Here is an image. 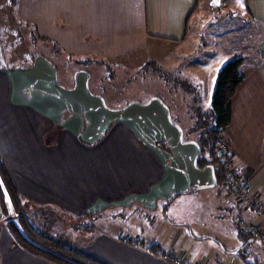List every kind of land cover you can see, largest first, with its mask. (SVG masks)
Segmentation results:
<instances>
[{"label": "crops", "instance_id": "0c3cea01", "mask_svg": "<svg viewBox=\"0 0 264 264\" xmlns=\"http://www.w3.org/2000/svg\"><path fill=\"white\" fill-rule=\"evenodd\" d=\"M202 2L208 9V0H0V23L8 18L2 7L12 3L19 11L13 22L26 23L52 47L23 69L31 64L27 56L17 48L5 52L0 39V153L22 199L37 208L40 225L56 235L53 224L63 219L50 218L59 211L64 226H77L84 214L111 215L135 205L161 215L155 235L141 229L143 220L135 228L114 226L109 218L87 230L77 226L75 247L105 264H175L181 258L190 264H246L239 222L264 228V216L240 204L223 185L218 190L212 168L197 166L202 129L185 110L201 90L181 93L175 103L183 108L176 105L175 118L159 95L131 102L107 97L98 89L100 76L85 67L119 62L153 38L183 42ZM224 7L226 0L212 9ZM246 7L247 25L258 28L257 54L250 61L251 53L242 55L244 80L225 133L239 175L264 200V0H246ZM203 18L201 26L209 24ZM218 33L227 36L225 51L233 47L227 53L239 57L234 39L241 27ZM205 98L197 102L206 105ZM190 205L200 214L197 230L208 232L202 224L207 217L219 222L228 216L225 242L180 219ZM0 264H52L17 244L1 202Z\"/></svg>", "mask_w": 264, "mask_h": 264}, {"label": "rangeland", "instance_id": "374dc122", "mask_svg": "<svg viewBox=\"0 0 264 264\" xmlns=\"http://www.w3.org/2000/svg\"><path fill=\"white\" fill-rule=\"evenodd\" d=\"M208 1L210 2V0ZM226 1L229 3V7L219 8L216 9V11L212 9L211 4L208 9H205L202 2L189 24L188 34L183 42H172L153 38L138 51L122 58L119 62L105 60L97 65L86 64L85 67H88V69L94 73L95 77L100 76L102 86L101 88L98 87V89L107 97L119 96L131 102L133 100H151L153 96L159 95L168 102L175 118H179L180 113L176 108V105L179 104L175 103V100L181 97V93L193 92V94H197L198 90H201L197 95L198 97L194 98V104H190V110H185V112L186 117L192 120V123L198 122L202 131H205L207 130V125H209L214 117L212 110L214 88L212 85L216 84L217 74L222 66L235 57L227 53V51L232 50L233 47H229V49L225 51V49L228 48L227 36L225 35L224 38L218 32L240 26L242 35H239V38L235 37L234 41L236 42L234 43L236 45L239 44L241 47L239 52L236 50L237 52L235 55H245L247 57L251 53V57H247V61H250L252 57L257 54L255 50L258 42V28H255L253 25L249 26V24L247 25L246 23L245 19H247L248 14L246 0ZM2 10L8 13L6 21L4 19L5 22L0 23V39L2 49L5 52L17 48L19 50L16 52L24 58L28 55L30 56L41 53L42 51L51 50L50 48L52 47L46 44V40H43L37 32L34 33L26 23L20 22L19 24H15L13 22L18 20L19 11L16 12L17 8L14 5L12 6V3L3 6ZM203 11L208 14L204 15L205 13H202ZM231 12L233 14H231ZM201 15L204 17L202 23H207V20L209 23L207 25H202L203 28L200 24ZM231 42H233V40ZM243 45H245V47H242ZM22 48L24 50H21ZM54 58L56 59V56ZM96 58L98 60L102 59L97 55ZM142 59L144 60L143 63L140 62ZM244 65L245 64L242 65V68L245 71ZM210 83L211 85H209ZM202 96L203 99L206 96V105L197 102ZM179 107L183 108L182 104L179 105ZM184 108H186L185 105ZM202 110L205 111V113L201 115L202 118H199L198 116H200L199 114L202 113ZM22 160L28 161L25 156L22 157ZM217 188L220 190V185ZM210 194L211 193H208V195ZM189 208L182 212L179 216L180 219H185L184 221L186 223L193 221L190 224H192L194 231L209 234L211 237L222 239L225 242V235L228 230H225V220L227 218L224 217L228 216H223V219H220L219 222L215 221L213 217H207V219L202 222V224L205 222L208 226L207 228H209L208 232H205L201 230L199 226L198 230L196 228L197 220L200 219L199 212L195 211V209L194 211L192 210V208H194L193 205H190ZM199 208L203 210L204 206L200 205ZM112 213L111 215L105 213L99 215L84 214L77 226L83 230H87V227L92 223H99L101 222L100 219L109 218V221L114 226L127 223L126 228L127 226L129 228H135L138 224L137 220H143V224H140L142 225L141 229L143 231L153 235L159 233L160 219L158 218H161V215H158L156 212L144 211L135 205L131 210L119 211L118 208V210ZM25 214L29 216L31 214L30 210H25ZM78 215L79 214H77V216ZM64 216L62 211H59L57 216L55 215L53 218H50V222L53 223L56 217L57 219H63L61 224L57 222L58 220L53 224V227L58 229L56 235L65 243L76 246L75 243L80 238L75 231L78 227L73 223L64 226ZM8 218L17 220L18 215L11 212ZM39 224L41 223L39 222ZM186 229L190 236L189 227L185 228V230ZM145 236L147 237V235ZM242 240L244 239L242 238ZM217 248L221 249V246ZM249 251H252V255L256 252V256L260 259L261 264H264V243L256 244V247L249 248ZM178 260L184 261V264H190L185 259L181 258ZM175 264H178L176 260Z\"/></svg>", "mask_w": 264, "mask_h": 264}, {"label": "trees", "instance_id": "16d2710c", "mask_svg": "<svg viewBox=\"0 0 264 264\" xmlns=\"http://www.w3.org/2000/svg\"><path fill=\"white\" fill-rule=\"evenodd\" d=\"M42 55V53L28 55L26 64H28V62H31V64L27 67H23V69L30 68L34 65L36 57ZM45 57L52 64H55L53 59L48 56ZM87 61V59L82 60V62ZM243 62L244 57H234L227 61L219 70L212 96L214 117L209 125H207V130L202 131L197 140V145L200 149L197 158V166L199 169L212 168L214 170L217 186L224 185L226 175L217 159L215 141L219 134L225 131L231 123L232 99L238 86L244 80V72L242 70ZM0 202L4 213H6L7 224L10 227L12 236L17 244L29 253L52 264H105L77 247L65 243L53 232L48 230L47 227H42L39 224L40 216H36L38 211L37 208L30 204L31 202H25L22 199L20 192L14 186L11 175L2 160L1 153ZM25 210H30L31 214L29 216L26 215ZM11 212L18 215L17 220L8 218ZM41 212H44V208H42ZM240 236L244 239V244H246L242 246L244 248H241L240 251L245 263L261 264L260 259L256 256L257 253L255 252L252 255V251H249V248L256 247L258 243L263 244L264 240L261 239L258 234L245 233L241 228ZM140 243L144 244L143 242ZM152 248L157 250L156 246Z\"/></svg>", "mask_w": 264, "mask_h": 264}, {"label": "built area", "instance_id": "2783aa9c", "mask_svg": "<svg viewBox=\"0 0 264 264\" xmlns=\"http://www.w3.org/2000/svg\"><path fill=\"white\" fill-rule=\"evenodd\" d=\"M217 159L223 167L226 180L223 187L229 194L236 197L237 201L246 208H252L260 216H264V200L260 194L248 187L242 176L239 175L238 168L234 165L230 151L229 138L225 131L221 132L215 141ZM240 228L249 234H258L264 240V228H260L254 223L239 222ZM178 264H184L182 260H176Z\"/></svg>", "mask_w": 264, "mask_h": 264}, {"label": "water", "instance_id": "95a60500", "mask_svg": "<svg viewBox=\"0 0 264 264\" xmlns=\"http://www.w3.org/2000/svg\"><path fill=\"white\" fill-rule=\"evenodd\" d=\"M210 4L212 6H220L222 4V0H218V2H213V0L210 1ZM180 128V127H179ZM182 130V129H181ZM197 144V142H196ZM213 170V169H212ZM214 171V170H213Z\"/></svg>", "mask_w": 264, "mask_h": 264}, {"label": "snow or ice", "instance_id": "6c2138e0", "mask_svg": "<svg viewBox=\"0 0 264 264\" xmlns=\"http://www.w3.org/2000/svg\"><path fill=\"white\" fill-rule=\"evenodd\" d=\"M213 2H218V0H213Z\"/></svg>", "mask_w": 264, "mask_h": 264}]
</instances>
